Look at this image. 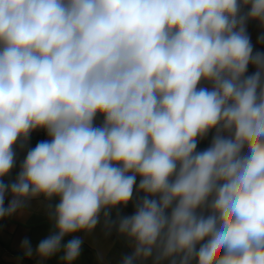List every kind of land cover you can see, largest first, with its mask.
I'll list each match as a JSON object with an SVG mask.
<instances>
[{"label":"clouds","instance_id":"obj_1","mask_svg":"<svg viewBox=\"0 0 264 264\" xmlns=\"http://www.w3.org/2000/svg\"><path fill=\"white\" fill-rule=\"evenodd\" d=\"M249 21L264 0H0V220L35 201L49 223L19 259L76 264L103 222L131 249L118 264H264Z\"/></svg>","mask_w":264,"mask_h":264},{"label":"crops","instance_id":"obj_2","mask_svg":"<svg viewBox=\"0 0 264 264\" xmlns=\"http://www.w3.org/2000/svg\"><path fill=\"white\" fill-rule=\"evenodd\" d=\"M247 32L254 52H259L261 48H264V40L261 39L264 37V28L255 21H249ZM97 123H99V120ZM45 139H47L46 135L41 138V140ZM210 140L211 134L207 139L200 142L198 150H203L208 147ZM35 145V142L30 139L27 147L23 149L16 148V167L12 170L10 176L5 178L6 182H11L15 179L27 149ZM7 202L8 200L6 199V205ZM119 212L120 215H131L134 212V202H130V207H124ZM116 216L117 212L114 210L112 219L115 220ZM48 230L49 223L47 214L35 201L32 202V209L30 211L26 210V215H15L11 218L0 220V264H37L35 259H19L22 258L20 243L24 238H28L32 242L33 247H35L38 241L47 235ZM70 238L67 237L66 239ZM113 249H119V251L115 252ZM122 249H124L123 253ZM127 249L128 247L118 237L115 229H113L110 235L106 236L103 222H101L94 233L85 239L81 257L76 264H118L121 256L126 254ZM98 252L103 253V262L98 259ZM45 264H62V262L58 257H53L46 261Z\"/></svg>","mask_w":264,"mask_h":264},{"label":"built area","instance_id":"obj_3","mask_svg":"<svg viewBox=\"0 0 264 264\" xmlns=\"http://www.w3.org/2000/svg\"><path fill=\"white\" fill-rule=\"evenodd\" d=\"M259 52L264 53V48H261L259 50ZM255 69L250 65L249 69H248V74H251L252 72H254ZM45 135V133L43 131H37L34 132L31 136V140H33L35 142V144L39 141H41V138Z\"/></svg>","mask_w":264,"mask_h":264},{"label":"rangeland","instance_id":"obj_4","mask_svg":"<svg viewBox=\"0 0 264 264\" xmlns=\"http://www.w3.org/2000/svg\"><path fill=\"white\" fill-rule=\"evenodd\" d=\"M113 250H115V252H118L119 251V249H113ZM130 250L131 249L128 248L125 253L126 254H129ZM123 251H124V249H122V253H123Z\"/></svg>","mask_w":264,"mask_h":264},{"label":"trees","instance_id":"obj_5","mask_svg":"<svg viewBox=\"0 0 264 264\" xmlns=\"http://www.w3.org/2000/svg\"><path fill=\"white\" fill-rule=\"evenodd\" d=\"M128 206L130 207V203L128 204Z\"/></svg>","mask_w":264,"mask_h":264}]
</instances>
